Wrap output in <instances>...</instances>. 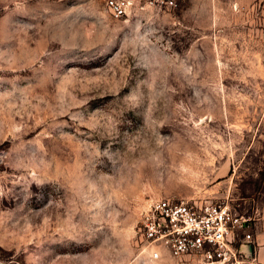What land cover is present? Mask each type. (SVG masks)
Here are the masks:
<instances>
[{
    "label": "rangeland",
    "instance_id": "1",
    "mask_svg": "<svg viewBox=\"0 0 264 264\" xmlns=\"http://www.w3.org/2000/svg\"><path fill=\"white\" fill-rule=\"evenodd\" d=\"M162 198L264 206V0H0V264H172Z\"/></svg>",
    "mask_w": 264,
    "mask_h": 264
},
{
    "label": "built area",
    "instance_id": "2",
    "mask_svg": "<svg viewBox=\"0 0 264 264\" xmlns=\"http://www.w3.org/2000/svg\"><path fill=\"white\" fill-rule=\"evenodd\" d=\"M178 0H100L110 16L127 18L142 8H176ZM255 219L237 213L228 203H196L162 198L142 213L138 241L152 261L172 264H242L252 241Z\"/></svg>",
    "mask_w": 264,
    "mask_h": 264
},
{
    "label": "crops",
    "instance_id": "3",
    "mask_svg": "<svg viewBox=\"0 0 264 264\" xmlns=\"http://www.w3.org/2000/svg\"><path fill=\"white\" fill-rule=\"evenodd\" d=\"M252 241L243 246L248 264H264V206L255 219V227L251 230Z\"/></svg>",
    "mask_w": 264,
    "mask_h": 264
}]
</instances>
